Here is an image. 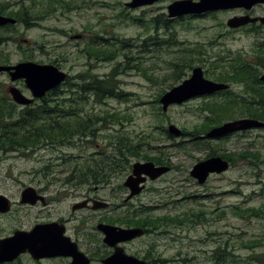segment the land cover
I'll return each mask as SVG.
<instances>
[{
    "label": "rangeland",
    "instance_id": "obj_1",
    "mask_svg": "<svg viewBox=\"0 0 264 264\" xmlns=\"http://www.w3.org/2000/svg\"><path fill=\"white\" fill-rule=\"evenodd\" d=\"M129 1L62 0V5L56 3L42 10L44 4L54 2L0 0L1 5L15 9L22 8L20 5L25 2L27 6L36 8L37 15L27 18L29 24L19 22L15 26L8 25L13 29L0 33V60L4 57L12 63L22 60L52 63L69 73L74 82H77L79 73L105 76L118 66L116 78L124 91L120 98L108 97L100 103L93 100L85 106L86 111L101 114L109 111L119 118L118 122L108 123L107 127L98 130L92 145L82 148L47 145L24 155L14 153L6 156L0 171L43 172L48 163H56L48 175L56 184L52 187L55 194H52L58 199L50 207L42 209L41 215L47 219L61 214L71 215V206L82 200L86 192L83 191L88 186L84 185L83 189L82 185H78L76 189L70 183V188L64 189L67 183L63 178L68 170L65 165H57V162H62L60 156L65 153L92 154L96 151V143L110 146L112 142H117L119 136L127 135L141 143L142 152L139 157H132L127 171L117 173L109 185L101 187L100 193L112 203H123L124 198L129 196L123 182L136 161H153L145 159L156 156L168 160L172 166L164 177L150 184L149 190L131 197L134 199L132 204L113 207L110 216L120 218L114 221L119 226L126 227L132 216L140 218L135 223L143 221L150 227L155 226L153 230L156 232L132 241L128 249L151 250L153 254L160 251L168 259V264H264V164L262 160L260 162V156H264V130L250 128L228 139L202 135L200 140L192 137V132L200 125L209 124L207 116L218 117L207 107L214 101L226 100L224 96H196L170 105L167 111L163 110L159 101L162 94L190 77L196 66L203 67L207 78L219 82L226 81L218 80L216 76L227 78L234 67L244 61L257 66L258 70H264V29L255 32L228 30L226 23L234 12L170 19L167 8L175 0H159L136 8L127 6ZM262 9L263 6L258 8L259 11ZM85 27L88 30H84ZM80 32L87 37H72ZM1 37L5 38L4 41ZM106 44L118 48L112 59L97 57L86 51V46ZM186 59L193 66H184L181 77L175 79L174 68L177 67L171 62L182 67ZM1 80L9 82L10 78L0 76ZM228 82L236 93L248 96L246 92L250 86L247 83L237 78ZM61 86L66 88L64 84ZM233 105L230 117L220 116L221 123L246 115L242 105ZM170 124L179 128L182 134L167 131ZM213 126L216 125H211V128ZM199 142L207 143L211 150L220 154L231 152L236 164L221 176L213 175L205 186L194 184L189 174L194 165L207 158L211 151L194 149L192 145ZM259 174L262 175V182L259 181ZM22 176L24 180H32L31 175ZM2 181L14 192L13 179L4 177ZM169 186L170 189L163 190ZM153 187L159 191L152 190ZM191 212L196 215L204 213L195 218L190 215ZM92 213L78 211L74 217L89 215V223L93 224L99 213ZM35 214L32 209L22 225L28 226L39 220ZM162 217L165 220L161 223L157 220L156 223L149 222ZM173 217H178L183 224L170 225L169 219ZM1 223L7 229L15 220L7 217ZM73 224H78L77 219ZM156 240L160 241L159 247L155 245ZM215 247L219 248L218 252H206ZM66 261L64 258L36 261L23 255L19 264H66Z\"/></svg>",
    "mask_w": 264,
    "mask_h": 264
},
{
    "label": "trees",
    "instance_id": "obj_2",
    "mask_svg": "<svg viewBox=\"0 0 264 264\" xmlns=\"http://www.w3.org/2000/svg\"><path fill=\"white\" fill-rule=\"evenodd\" d=\"M51 1L54 3H46L41 9H49L52 5H56V3L60 5L63 4L62 0ZM1 6L0 12L16 17L24 10L23 8L15 9L9 5ZM33 7L31 10L29 8H26V10L29 13L33 12V14H36V8ZM153 38L154 37H151V39ZM117 50L118 48H116V46H111L109 44L105 46H86V51L89 53L107 59L110 57V59L114 58ZM53 62H57V60H53ZM171 64L177 67L174 68L176 70L174 73L175 79L181 77L184 66H193V64L189 63L188 59L184 61L182 67L179 63L171 62ZM118 65L122 64L118 63ZM117 68L118 66L105 76L89 74L87 72L79 73L76 76L77 82L72 81V77L69 75L65 82L62 83L66 86L65 89H63L61 85L51 89L57 96V103H48L44 105L46 107H44L42 111L26 114H5L0 112V144L9 146L13 144L17 145L27 154L31 153L30 151L47 145L53 147L69 145L76 148L92 145L97 136L96 132L102 127H107L108 123L118 122L119 118L116 114H110L109 111H105L104 114H101V112L94 113L93 111H86L85 106L88 102L93 100L100 103L108 97L117 96L120 98L123 96L124 91L118 85V79L116 78ZM231 72L227 78L216 76V79L228 82L234 81L235 78H237L248 85L252 82L254 84L252 85L253 88L257 91L260 90V88H258L260 80L257 72H251L248 76L244 73L243 67L238 64ZM221 95H223L226 100L214 101L213 104L207 107L211 112L216 113L218 117L212 118L207 116L208 121L206 122L209 124L197 127L194 132H192V137L196 136L197 139L202 140V135L211 128V125H217L223 121L220 116L226 115L230 117L232 114V106H234L233 104L242 105L246 103L245 101L247 100V98H241L242 95L232 92L231 89L224 90ZM255 99L254 96L251 100L249 99V110L243 113L256 118H264V113H262L264 108L253 106ZM99 124L102 125L99 126ZM192 146L194 149H212V147H208L207 143L201 144L199 142ZM94 148L96 151L92 154L74 155L65 153L60 156L62 162H57V165H65V168L68 170V174L63 178L66 183L74 185L85 184L89 187H94L98 184H107L117 173L127 171L131 166L132 157H139L142 152L141 143L135 142L127 135L119 136L117 142H112L110 146L109 144L102 145L96 143ZM217 154L220 153L211 150L207 157ZM220 155L223 158H227L226 152ZM256 155L258 156L257 153ZM60 157H58V159H60ZM148 159L157 162V164H169L168 160H164L161 157L157 158L156 156H152V158H146L145 160ZM54 164L56 165V163H48V165H46L43 170L44 176L51 178V175L48 174L53 171ZM134 220L135 219H131L130 224L141 225L139 221L135 223ZM156 220L161 223L165 219H163V217L161 219L155 218L150 219L149 222L156 223ZM172 222L178 224V219L175 220L170 218L169 223L171 224Z\"/></svg>",
    "mask_w": 264,
    "mask_h": 264
},
{
    "label": "water",
    "instance_id": "obj_3",
    "mask_svg": "<svg viewBox=\"0 0 264 264\" xmlns=\"http://www.w3.org/2000/svg\"><path fill=\"white\" fill-rule=\"evenodd\" d=\"M159 0H131L127 6L131 8L151 5ZM264 0H175L168 5V17L175 18L187 14L199 15L206 11L229 9L234 7L252 8ZM258 17L249 15L232 17L228 21L231 27H238L250 21L258 20ZM264 22V17L260 18ZM15 23L16 19L0 14V25ZM8 71L12 80L25 79L27 86L31 89L34 96L41 97L55 87L60 86L68 77V73L52 63H40L33 60L20 61L12 65H1L0 72ZM264 80V73L261 76ZM229 88L226 82H219L205 76L203 67L196 66L192 69L190 77L184 79L180 84L173 86L160 97V103L164 111L170 105L182 103L190 98L200 95H210L219 90ZM11 94L19 103L28 102L29 99L17 88L12 87ZM264 122L254 118H239L229 120L221 125L214 126L207 133L206 137L216 138L227 135L239 130H246L254 127H262ZM169 132L176 135L181 134V130L170 124ZM229 161L220 155H214L197 162L191 169L193 177L203 183L210 173L222 172L229 169ZM169 165H157L153 161H136L133 164L132 173L126 178L124 184L130 189L131 197L141 193L144 188L140 183L150 177L156 179L170 171ZM29 201H36L31 189L26 190ZM43 198V196H41ZM87 201L81 205L73 206L74 209L85 206ZM108 202L95 200L94 209L107 207ZM10 205L7 204L4 196H0V211H7ZM98 228L105 233V242L115 246V251L103 260L102 264H146L134 255L125 252L118 243L130 241L145 233L142 227H123L107 223H99ZM30 253L35 260L48 257L68 256L72 257L69 264H90L89 257L79 250L77 243L70 236L65 234V227L57 221L38 223L30 230H18L14 235L7 238H0V262H11L16 260L22 253Z\"/></svg>",
    "mask_w": 264,
    "mask_h": 264
},
{
    "label": "flooded vegetation",
    "instance_id": "obj_4",
    "mask_svg": "<svg viewBox=\"0 0 264 264\" xmlns=\"http://www.w3.org/2000/svg\"><path fill=\"white\" fill-rule=\"evenodd\" d=\"M21 1H26V0H21ZM20 6L24 10H22V12L19 14L18 17L12 16L9 14H5L4 12H0L1 15L13 17L16 19L15 23L9 22L7 24L0 25V33H2V32L7 33L8 30L13 29V27H9V26H15L19 22L21 24L23 23L24 25L29 24L28 23L29 21L27 20V18L31 19L32 18V17H30L31 15L34 17L37 16L36 14H33V12L29 13L26 10V8L27 9L29 8L31 10V8L33 7L32 5L27 6V4H25V2H24ZM262 6L264 7V2L258 3L250 9H248L246 7H234V8H229V9H219V10L206 11V12L199 14V15L189 14V15H184V16L175 17V18H195V17L206 16L208 14H213V13H217V12L218 13L234 12V13H232V17L249 15L252 18L258 17L259 19L256 21H250L249 23L243 24V25L238 26V27H231L228 25L229 19L232 18V17H230L226 23L227 24L226 28L228 30H232V31H234V30H236V31L237 30H252L255 32V31H260V30L264 29V22H262L260 19L261 17H264V9H262L261 11L258 10V8L262 7ZM172 19H174V18H172ZM84 30H88V29L85 27ZM72 37L75 39H84L87 37V35L80 32V33L74 34ZM4 39H5L4 37H1L2 41H4ZM26 42H29V41L26 40ZM22 61H24V60H22ZM18 62H16V63H18ZM16 63H12V61L7 60L4 57L1 58V60H0L1 65H12V64H16ZM240 66L243 67L244 73L247 74L248 76L250 75L251 72H257L258 73V78L260 80V83L258 84L259 85L258 88H260V90L259 91L255 90L253 88V86L251 84H249L250 88H248V91L246 93L248 96H250V97L254 96L256 98L253 106H255L257 108L258 107L264 108V80L261 79V76L263 75L264 70H258L257 66H253L251 63H248L247 61H244ZM0 76H8L10 78L9 82L3 81V80L0 81V112L1 113H5V114H26V113H32V112H39V111H42L44 109V107H46L44 105H46L48 103H51V104L57 103V96L54 92H52V90L47 91L45 93V95H43L41 97L34 96L31 89L27 86L25 79L20 78L17 80H12L11 75L8 71L0 72ZM231 82H233V81H231ZM229 83L230 82H228V84ZM12 87H17L29 99V101L25 102V103L17 102L11 94L10 89ZM228 89H231L232 92L236 93L230 87V84H229ZM225 90H227V89H225ZM223 91L224 90H219V91L214 92L213 94H210V95L215 94L216 96L222 97L223 95H221V94ZM237 94H240V93H237ZM248 96L244 97V98H247V100L245 99L246 103L242 104L244 112H247L249 110V103H248L249 97ZM241 98H243V97H241ZM262 113H264V111ZM244 117L258 119V120H261L264 122V118H256V117H252V116H248V115H244L240 118H244ZM236 119H239V118H236ZM254 128L264 130V126L254 127ZM248 130L249 129L235 131L233 133L223 135L220 137H216L214 139H228L229 137H232L234 134H241L242 131H248ZM262 147L263 146H261V149H262ZM14 153H20V154L23 153V155L25 154L23 149L18 147L17 145L13 144V145L9 146V145L0 144V165L3 162H5L6 156L12 155ZM244 157H245V155H244ZM224 159L229 161V164H230L229 168H232L234 165H236L235 164V158L231 152H227V158H224ZM261 160H262V163L264 164V156L262 157V155L260 156V162H261ZM157 165H166V164H157ZM167 165L170 166V163ZM170 167L172 168V166H170ZM227 171H229V170L222 171V172L210 173V175L207 177V179L203 183H200L197 178L193 177L191 174V171L189 172V174L193 178L194 184H200L202 186H205V184L208 183V181L210 180V178L213 175L214 176H221V175L227 173ZM168 172H170V171H168ZM131 173H132V171L128 174V176ZM23 174L31 175L32 180L31 181L24 180L22 178ZM165 174H163V175H165ZM163 175H161L160 177H158L156 179H152L150 177H147L146 180L142 181L140 184L143 185L144 188L142 189L141 193L144 192L145 190H149L151 187L150 184L154 183L156 181H159L162 177H164ZM261 176L262 175L259 174V181L260 182L263 181L261 179ZM4 177L13 179L14 185L16 187L14 192L9 190L8 186L5 185V183H3L2 180ZM185 180H187V179H185ZM111 181H109L107 183V185H109ZM124 182H123L124 189L126 188L130 193V189L127 186H125ZM68 184H70V183H67L66 188H64V189L70 188ZM84 185L85 184H82V188L86 187ZM53 186H56L54 181L50 180L48 177L44 176L43 172H18V171L1 170L0 171V196L5 197L7 204L10 205V208L7 211H0V238L3 239V238L10 237V236L14 235V233L18 230H30L38 223L57 221L60 224L64 225L65 234L70 236L71 239L77 243L79 250L84 252L89 257L90 264H102L103 260L105 258L109 257L115 251V246H111L105 242V233L101 229L98 228V224L99 223H107V224H112V225H118L114 221L115 220L118 221V219H120V218L110 216V213H112V211H113V207L114 206L121 207V206H125V205L129 206L130 203L132 204L134 199L130 198L127 200L128 197H126V198H124L123 203L118 202V203L114 204L108 198L104 197L100 193L101 187H104L105 184L95 185L94 187H92V189H91V187H89L87 185L88 188L83 191V192H85V191L86 192L84 193L82 200L77 201L76 203H74L71 206V211H72L71 215L61 214L59 216L47 219L45 216L41 215L42 209L50 207L52 205V203L58 199L57 196H54L55 193L52 192ZM77 187H78V185H75L76 189H78ZM180 187L181 186H179V188ZM29 188L31 189V193H32L33 197L36 198V201H34V202L29 201L27 199L26 190ZM170 188L171 187L169 186V187L163 188V190L170 189ZM152 190L159 191L156 187H153ZM52 193H54V194H52ZM138 195H140V193ZM41 196H43V198ZM98 199L107 201L108 202L107 207H101L98 209H94L93 205L95 204V200H98ZM85 201H87L85 206H83L81 208H76V209L73 208V206L81 205L80 203L85 202ZM142 206H143V204H142ZM262 206L264 207V201H263ZM32 209L35 210V213H36L35 215H36L37 219H39V220H37L36 222L34 221L31 225H28V226L22 225L23 224L22 221L27 218L29 212ZM36 209H38V211H36ZM78 211H92V212H94L92 214L99 213V215H98L99 217H98L96 222H94L93 224H90L89 223V220H90L89 215H86L85 217L81 216L80 218L74 217L75 213ZM203 213L204 212H201L199 215H196V213L191 212L190 215L195 217V218L196 217L199 218V217H201V214H203ZM181 216L182 215H178V217H181ZM7 217L13 218L15 220V223L6 229L2 225L1 220H3V218H7ZM133 217L134 216H132L131 218L128 219V221L126 222L127 226L126 225L125 226L126 227H132V226L142 227L145 229V233L142 236L137 237L133 240L118 243L117 246L123 247L125 249L126 253L134 255L135 257H138L141 260H144L146 262V264H168V259L160 251H158L157 254H153L151 250L139 251V250L128 249V246H129V244L132 243V241H137L146 235H151L154 232H156V230H153V227H155V226L150 227L146 222H143V221L141 222V225L130 224L131 219H135V220L140 219L139 217H137V218L136 217L133 218ZM178 217H173V219H176V220L178 219L177 225L179 226L180 224H183V221H181ZM43 218H46V219H43ZM75 219H77V222H78V224H76V225L73 224V221ZM184 219L189 221L188 218H184ZM204 219H206V218L204 217ZM197 222L198 221H195V223H197ZM170 225H176V224L172 222V224H170ZM155 245H157L159 247L160 241L156 240ZM218 250H219V248L215 247V249H207L206 252L211 251V252L216 253V252H218ZM23 255H28L33 259V257L30 255V253L26 252V253H22L14 261L0 262V264H6V263H10V264H17L18 263L19 264L21 257ZM57 258L66 259L67 260L66 264H69L72 260V257L56 256V257L43 258V259L36 260V261H42V260H48V259H57Z\"/></svg>",
    "mask_w": 264,
    "mask_h": 264
}]
</instances>
